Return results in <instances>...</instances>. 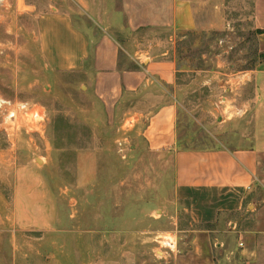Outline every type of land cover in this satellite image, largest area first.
I'll return each instance as SVG.
<instances>
[{
  "label": "rangeland",
  "instance_id": "rangeland-1",
  "mask_svg": "<svg viewBox=\"0 0 264 264\" xmlns=\"http://www.w3.org/2000/svg\"><path fill=\"white\" fill-rule=\"evenodd\" d=\"M8 1L0 8V98L40 105L46 119L43 132L22 127L11 137L0 110V264H264V156L242 210L194 221L175 194L173 150L153 149L143 134L166 91L125 93L107 107L84 72L47 66L38 18L57 1ZM104 1L105 10L89 12L99 23L88 12L75 21L110 26L124 66L135 67L141 49L175 48L179 149L247 145L258 114L244 106L254 91L243 75L264 66V30L254 27L249 0H199L206 27L176 31H134L123 1ZM16 194L27 196L28 212L14 210ZM166 232L177 234L178 251L162 257L156 240Z\"/></svg>",
  "mask_w": 264,
  "mask_h": 264
},
{
  "label": "crops",
  "instance_id": "crops-1",
  "mask_svg": "<svg viewBox=\"0 0 264 264\" xmlns=\"http://www.w3.org/2000/svg\"><path fill=\"white\" fill-rule=\"evenodd\" d=\"M56 1V10L52 8L40 13L37 25L47 66L56 72H84L89 90L109 108L119 106L125 93L139 96L165 90L161 98L163 102L156 104L159 108L151 113L143 134L151 139L153 149L173 150L176 197L189 204L187 210H190L193 220L200 223H213L224 212L242 210L263 171L264 66L243 75L247 81L251 79L254 91V98L245 101L244 106H254L255 114H258L250 123L251 129L250 124L246 128L247 145L179 149L175 93L177 69L172 55L176 54L175 48L154 46L141 49L135 56L138 58L137 67L124 66L121 54L124 47L113 37L110 26L100 30L96 26L83 27L75 21L76 15L83 12L89 14L105 10L104 0H74L78 10L70 9L66 0ZM122 1L126 25L134 31L142 27L169 31L206 27L197 17L199 0ZM249 3L254 27L264 30V0H249ZM26 6L33 7L30 4ZM95 13L89 15L99 23V15ZM167 39L175 44L176 35L170 34ZM139 114L143 116L142 112ZM19 187L21 185L17 188L20 191ZM28 202L27 196L16 194L12 207L26 213L29 211L25 208ZM44 210L48 215L46 208Z\"/></svg>",
  "mask_w": 264,
  "mask_h": 264
},
{
  "label": "built area",
  "instance_id": "built-area-1",
  "mask_svg": "<svg viewBox=\"0 0 264 264\" xmlns=\"http://www.w3.org/2000/svg\"><path fill=\"white\" fill-rule=\"evenodd\" d=\"M0 4V8H10V2L8 0H0ZM0 110L4 112V130L11 137H15L22 127H25L27 132H34L36 130L43 132L46 113L42 106L13 103L0 98ZM18 115L27 117L26 122L14 121ZM156 241L158 243L156 252L157 250L158 253L161 252L162 257L175 254L178 251V236L176 233L166 232L165 234L159 235Z\"/></svg>",
  "mask_w": 264,
  "mask_h": 264
},
{
  "label": "bare ground",
  "instance_id": "bare-ground-1",
  "mask_svg": "<svg viewBox=\"0 0 264 264\" xmlns=\"http://www.w3.org/2000/svg\"><path fill=\"white\" fill-rule=\"evenodd\" d=\"M27 117L22 116V115H18L17 117H15L14 121H21V122H26Z\"/></svg>",
  "mask_w": 264,
  "mask_h": 264
},
{
  "label": "water",
  "instance_id": "water-1",
  "mask_svg": "<svg viewBox=\"0 0 264 264\" xmlns=\"http://www.w3.org/2000/svg\"><path fill=\"white\" fill-rule=\"evenodd\" d=\"M41 162V160H39Z\"/></svg>",
  "mask_w": 264,
  "mask_h": 264
},
{
  "label": "trees",
  "instance_id": "trees-1",
  "mask_svg": "<svg viewBox=\"0 0 264 264\" xmlns=\"http://www.w3.org/2000/svg\"><path fill=\"white\" fill-rule=\"evenodd\" d=\"M262 31V30H261Z\"/></svg>",
  "mask_w": 264,
  "mask_h": 264
}]
</instances>
